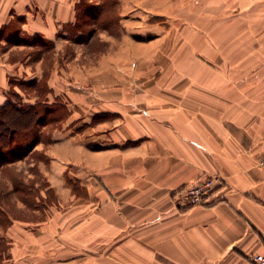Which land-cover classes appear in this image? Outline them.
I'll list each match as a JSON object with an SVG mask.
<instances>
[{
    "label": "crops",
    "instance_id": "obj_1",
    "mask_svg": "<svg viewBox=\"0 0 264 264\" xmlns=\"http://www.w3.org/2000/svg\"><path fill=\"white\" fill-rule=\"evenodd\" d=\"M80 1L0 0V104L17 93L67 111L12 164L42 178L44 203L0 222V264H255L264 0H118L119 19L88 39ZM214 173L208 203L175 205Z\"/></svg>",
    "mask_w": 264,
    "mask_h": 264
},
{
    "label": "trees",
    "instance_id": "obj_2",
    "mask_svg": "<svg viewBox=\"0 0 264 264\" xmlns=\"http://www.w3.org/2000/svg\"><path fill=\"white\" fill-rule=\"evenodd\" d=\"M117 1L81 0L77 7L79 18L76 29H81L86 34L87 28L85 27L91 22L92 29L88 30L86 36L88 39L95 28L109 27L115 19H119V15L115 16ZM44 88L45 82L37 84L39 91ZM66 113V108L60 101L51 104L44 102L41 97L36 103L30 104L24 102L17 93L11 94L8 101L0 104V168L2 173L6 170L11 171L9 179L12 182V188L8 190L7 185L0 181V217L3 216L6 219V224L1 220L0 222L4 226L11 221L10 216H12L10 214L11 207H7L11 204L7 201L12 198V195H15L25 204H31L28 196L33 194L32 187L35 184V179L26 180L23 173L15 169L12 171L9 168H12V164L17 160L24 159L43 138L42 126L60 121ZM33 169L36 167L34 166ZM2 243L3 240L0 239V247H2Z\"/></svg>",
    "mask_w": 264,
    "mask_h": 264
},
{
    "label": "built area",
    "instance_id": "obj_3",
    "mask_svg": "<svg viewBox=\"0 0 264 264\" xmlns=\"http://www.w3.org/2000/svg\"><path fill=\"white\" fill-rule=\"evenodd\" d=\"M264 165V157L260 160ZM224 178L220 173L208 174L203 178L192 181L174 195V203L178 208H189L191 206L205 204L213 197L218 184H222ZM255 264H264V252L250 257Z\"/></svg>",
    "mask_w": 264,
    "mask_h": 264
},
{
    "label": "rangeland",
    "instance_id": "obj_4",
    "mask_svg": "<svg viewBox=\"0 0 264 264\" xmlns=\"http://www.w3.org/2000/svg\"><path fill=\"white\" fill-rule=\"evenodd\" d=\"M85 28H87V31H86V34L84 35V36H87V34H88V32L90 31V29H92V26H91V22H90V24L88 25L87 24V27H85ZM96 29V28H95ZM94 29V30H95ZM89 30V31H88ZM41 129H42V127H41ZM44 132V136H46V137H48L49 135L47 134V131H49V130H47L46 128L43 130ZM46 132V133H45ZM29 161H30V158H28L27 159V161H23V162H18L17 164H16V166L18 167V168H23V169H25V168H27L28 167V164H29ZM9 169H12V171L15 169L14 168V166L12 167V168H9ZM11 173V171L10 170H6L5 172H3L2 173V181H1V183H3V184H5L6 183V181H5V179H9V174ZM27 177V176H26ZM35 179L37 180H40L41 182L43 181L42 180V178L41 177H35ZM42 185H44L45 184V182L43 181L42 183H41ZM6 185L8 186L9 184H7L6 183ZM19 195V194H18ZM37 195H40L39 194V192L37 191V192H35V191H33V194H31V196H28V198H29V201H30V203L31 204H28V205H30V206H34L36 203H38V205L40 206H42L43 205V198H42V200H38V198H36V196ZM12 198L10 199V200H8L7 201V203L9 202L10 204H11V206H7L8 204L6 203V206L8 207V208H10L11 207V209H10V214L12 215V216H19V217H29L30 216V210L27 208L28 207V205H27V207H25V206H23V207H20V206H22L21 205V202H23V201H21V200H19L20 198H18V196H15V195H12L11 196ZM48 197L49 198H51L52 197V194H50V193H48ZM21 201V202H20ZM32 201V202H31ZM20 205V206H19ZM0 220L2 221V222H4V224H6V219L2 216V217H0ZM2 242V241H1ZM2 245V247H0V262L2 261V259H3V254L7 251V245L5 244V242L3 241V243L1 244Z\"/></svg>",
    "mask_w": 264,
    "mask_h": 264
}]
</instances>
